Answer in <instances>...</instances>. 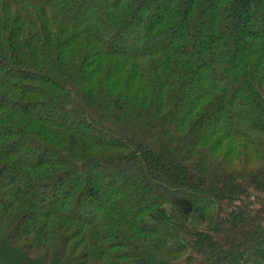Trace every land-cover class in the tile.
Returning <instances> with one entry per match:
<instances>
[{"label": "trees", "instance_id": "trees-1", "mask_svg": "<svg viewBox=\"0 0 264 264\" xmlns=\"http://www.w3.org/2000/svg\"><path fill=\"white\" fill-rule=\"evenodd\" d=\"M0 264H264V0H0Z\"/></svg>", "mask_w": 264, "mask_h": 264}]
</instances>
